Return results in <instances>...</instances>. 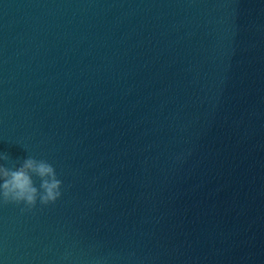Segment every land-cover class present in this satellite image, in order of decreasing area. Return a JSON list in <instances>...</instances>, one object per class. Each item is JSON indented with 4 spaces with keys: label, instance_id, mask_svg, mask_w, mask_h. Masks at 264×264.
Masks as SVG:
<instances>
[{
    "label": "water",
    "instance_id": "obj_1",
    "mask_svg": "<svg viewBox=\"0 0 264 264\" xmlns=\"http://www.w3.org/2000/svg\"><path fill=\"white\" fill-rule=\"evenodd\" d=\"M5 154L0 264H264V0H0Z\"/></svg>",
    "mask_w": 264,
    "mask_h": 264
},
{
    "label": "clouds",
    "instance_id": "obj_2",
    "mask_svg": "<svg viewBox=\"0 0 264 264\" xmlns=\"http://www.w3.org/2000/svg\"><path fill=\"white\" fill-rule=\"evenodd\" d=\"M0 159L7 160L8 156ZM33 177L39 178V188ZM61 186L54 167L46 161L29 156L15 169L0 164V203L24 204L28 208H34L38 200L42 205L52 204L61 197Z\"/></svg>",
    "mask_w": 264,
    "mask_h": 264
}]
</instances>
